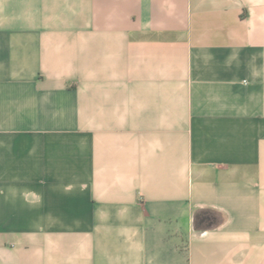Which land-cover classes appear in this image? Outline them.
Masks as SVG:
<instances>
[{
    "label": "crops",
    "instance_id": "1",
    "mask_svg": "<svg viewBox=\"0 0 264 264\" xmlns=\"http://www.w3.org/2000/svg\"><path fill=\"white\" fill-rule=\"evenodd\" d=\"M0 264H264V0H0Z\"/></svg>",
    "mask_w": 264,
    "mask_h": 264
},
{
    "label": "trees",
    "instance_id": "2",
    "mask_svg": "<svg viewBox=\"0 0 264 264\" xmlns=\"http://www.w3.org/2000/svg\"><path fill=\"white\" fill-rule=\"evenodd\" d=\"M205 213H209V214H214L215 212L214 211H199L198 213H196L195 215V222L197 224V227H200L198 224H199V220L200 218L202 217V214H205Z\"/></svg>",
    "mask_w": 264,
    "mask_h": 264
}]
</instances>
